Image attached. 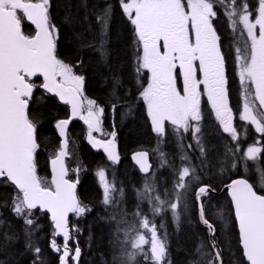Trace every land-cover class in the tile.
Instances as JSON below:
<instances>
[{
  "label": "snow or ice",
  "instance_id": "6c2138e0",
  "mask_svg": "<svg viewBox=\"0 0 264 264\" xmlns=\"http://www.w3.org/2000/svg\"><path fill=\"white\" fill-rule=\"evenodd\" d=\"M122 15L130 23L133 45V82L135 99L142 102L151 129L157 137L154 149L160 156V167H172L162 145L168 130L183 141L191 133L193 143L184 145L198 151L199 164H194L187 151H182L179 168L173 167L172 187H158V177L149 163L147 151L135 152L132 159L144 176L137 188L136 210L128 219L123 208L125 191L115 180H109L100 167L96 176L102 186V199L107 217L116 224L112 241V264H172L167 237L158 233V226L149 218L171 211L179 227L187 194L194 182L201 181L198 169L211 168L205 148L201 122L202 97H207L215 120L223 133L234 142L225 146L224 160L218 165L221 173L226 166L236 169L248 161L264 158L261 140L241 149L240 133L234 127V110L230 105L227 56L224 37L217 22L224 18L235 40L234 63L242 97L239 120L253 126L264 139V0H118ZM52 0H0V187L12 189L10 199H0V209H8L21 221L19 230L10 221L0 218V264L9 260L13 245L23 241L24 253L31 254L29 264H48L37 243L41 228L39 215L51 221L48 247L57 254L58 264H80L81 229L70 222V214L80 218L92 211L77 194L79 178L69 173L84 171L82 166L69 167V124L79 118L87 125V139L94 148H102L109 161L120 159L116 150V132L112 139H97L93 132L102 131L104 107L85 95L87 77L83 58L73 61L58 51L60 28L53 22ZM113 6L106 3L91 15L79 18L65 16L70 26L79 24L73 41L79 54L90 50L98 56L97 65L111 74V108L118 107V90L122 78L111 65L109 29ZM25 25L34 26L31 34ZM88 35H85V34ZM50 98L69 106L65 118L55 119L53 127L60 139L50 159V179L38 171L41 148V127L47 115L40 106ZM36 105V107H33ZM129 113L131 107H129ZM86 113V114H85ZM242 153L241 155H237ZM225 187L230 196L237 228L240 256L236 264H264V167H255L253 179H232ZM216 191L211 184L199 183L194 192L200 222L206 226L209 240L195 250L190 264H224L223 249L216 239V227L206 217L205 198ZM147 205V212L141 205ZM218 215L224 218L223 212ZM3 212L0 211V217ZM163 227V225H160ZM59 238V240H58ZM23 253H21L22 255Z\"/></svg>",
  "mask_w": 264,
  "mask_h": 264
},
{
  "label": "trees",
  "instance_id": "16d2710c",
  "mask_svg": "<svg viewBox=\"0 0 264 264\" xmlns=\"http://www.w3.org/2000/svg\"><path fill=\"white\" fill-rule=\"evenodd\" d=\"M254 2V0H252ZM106 3L113 6L112 19L109 29V47L112 52L111 65L122 78L123 86L118 90L117 95L124 97L118 101V107L113 110L111 102L112 97L111 74L106 67L97 65L98 56L90 50H84L79 54L76 51V43L73 41L74 32L81 31L79 24L69 25L65 22V16L69 13L82 18L86 13L92 21L91 31L96 30L95 19L91 15L94 11L102 10ZM53 22L60 28V39L58 40V51L62 57H67L75 61L78 56L85 62L84 74L87 77L85 84V95L97 100L98 104L105 109L102 116L101 135L104 139L112 138L107 135L115 131L116 150L120 156L117 163L109 161L104 151L94 149L87 139V126L82 120H78L70 128L69 150L72 153L68 159L69 167L75 168L82 166L84 171L79 173H69V178L76 180L77 194L80 199L88 204L92 211L83 217L72 216L70 222L76 224L81 232L79 233V244L82 249L80 264H112V241L115 239L116 224L100 217H107L104 205L100 203L102 199V186L96 176V170L103 167L109 180H115L118 187L123 186L125 191L123 208L132 219L131 213L136 210L137 188H141L144 183V176L136 169L131 161V156L138 151H147L150 154L153 164V170L156 172L158 187H172L173 167L179 168L181 161L179 156L182 151H187L193 159L194 164H199L197 159L198 151L181 148V143L187 145L193 143L191 133L185 134L184 140L178 141L177 137L168 130L165 137L163 150L167 153V159L172 167H160V156L154 149L157 146V137L151 129L150 121L146 115V109L142 102L135 99L136 87L133 82V45L131 25L126 17L122 15V10L118 0H52L50 9ZM217 27L224 37V51L227 56L229 93L233 107L236 113V124L240 133L241 149H246L248 145L257 140H261L264 146V139L258 135L251 125L239 120V111L242 97L240 95V86L236 76V67L234 63L235 40L231 30L227 27L223 17L217 22ZM31 26L25 25V31L29 34L33 32ZM85 35H88L87 33ZM33 107H36L34 105ZM129 107L131 112L129 113ZM40 110L47 115L41 127V148L38 153V171L43 177L50 179V159L59 147L60 138L53 127V122L58 118H65L69 113V107L62 105L55 99L50 98L40 106ZM204 119L201 122L204 133L205 148L208 153V159L211 162V168L198 169L201 181L194 182L192 189L187 194L185 204L178 208L181 212L179 227L174 222L170 210L161 213L158 216L149 218L154 220L158 226L159 235L167 237L168 253L172 264H190L195 258L196 248L203 242L207 244L209 240L207 228L202 226L199 219L198 203L195 200L194 192L199 183L211 184L216 189V194L211 195L204 200L206 217L216 227V239L218 245L223 249L224 264H236L240 250L237 245V228L232 212L230 199L227 193H222L225 185L232 179L246 177L253 179L255 176V167H264V158L257 162L248 161V171L244 164H238L236 169L226 166L221 173L218 165L224 160L225 146L232 147L234 142L228 134L223 133L215 117L203 108ZM238 153L237 155H241ZM12 189L9 187H0V199H10ZM141 207L147 212V205ZM3 216L0 217L10 221L14 228L19 230L21 221L16 220L8 209H0ZM223 212L224 218L218 215ZM38 223L41 225L37 233V243L43 249V254L48 264H58L57 257L48 247L51 233V221L47 215H39ZM163 225V227H160ZM21 253H23L21 255ZM15 258L14 264H29L31 260L30 253H24L23 241L13 245V251L9 254V260ZM143 264V262H141Z\"/></svg>",
  "mask_w": 264,
  "mask_h": 264
},
{
  "label": "water",
  "instance_id": "95a60500",
  "mask_svg": "<svg viewBox=\"0 0 264 264\" xmlns=\"http://www.w3.org/2000/svg\"><path fill=\"white\" fill-rule=\"evenodd\" d=\"M33 29H34V26H31ZM62 105H64L63 103H61ZM68 106V105H67ZM69 107V106H68ZM79 120V118H75V119H73L72 121H71V123L69 124V128H68V132L70 131V128H71V126L73 125V123H75L76 121H78ZM56 132H57V130H56ZM57 134H58V132H57ZM59 136V135H58ZM60 138V137H59ZM61 139V138H60ZM133 156V155H132ZM132 156H131V161H132V163H133V165L136 167V169L139 171V166L138 165H136V163H135V161L132 159ZM149 163L152 165V170H153V164H152V161H151V157H150V154H149ZM140 172V171H139ZM50 173H51V168H50ZM140 174L142 175V176H145V174H143V173H141L140 172ZM223 192H226L227 194H228V190H227V188L225 187L224 188V190H223ZM216 194V192L214 191V192H212V193H210V195H209V197L211 196V195H215ZM229 196V195H228ZM209 197H207V198H209ZM229 198H230V196H229ZM206 199V198H205ZM231 199V198H230ZM198 203V202H197ZM72 216L73 215H71L70 214V219L72 218ZM202 226L203 227H205L206 228V226L205 225H203L202 224ZM58 240H59V238H58ZM56 257H57V254L56 253H53ZM81 260V259H80Z\"/></svg>",
  "mask_w": 264,
  "mask_h": 264
},
{
  "label": "rangeland",
  "instance_id": "374dc122",
  "mask_svg": "<svg viewBox=\"0 0 264 264\" xmlns=\"http://www.w3.org/2000/svg\"><path fill=\"white\" fill-rule=\"evenodd\" d=\"M203 100H206L207 101V97L206 96H203L202 97V102H203ZM241 109H242V101H241V107H240ZM240 109V110H241ZM202 113H203V111H202ZM86 114V113H85ZM233 124H234V127H235V121H233ZM86 125V124H85ZM87 126V125H86ZM253 127V126H252ZM93 136H95L97 139H102L103 140V137H102V135H101V131L100 132H93ZM104 139H112V138H107L106 136L104 137ZM90 143V142H89ZM90 145L92 146V144L90 143ZM93 147V146H92ZM94 148V147H93ZM94 149H96V150H101V151H103V149L102 148H94ZM105 153V152H104ZM106 154V153H105ZM107 155V154H106Z\"/></svg>",
  "mask_w": 264,
  "mask_h": 264
},
{
  "label": "flooded vegetation",
  "instance_id": "af4514ba",
  "mask_svg": "<svg viewBox=\"0 0 264 264\" xmlns=\"http://www.w3.org/2000/svg\"><path fill=\"white\" fill-rule=\"evenodd\" d=\"M201 103H202V110H203L204 106H206V109L214 116V113H212L210 105L208 104V102L206 100H203V102H201ZM230 105L233 107V103H232L231 99H230ZM233 110H234V121H235V124H236V113H235L234 107H233ZM257 134L260 135L259 133H257Z\"/></svg>",
  "mask_w": 264,
  "mask_h": 264
},
{
  "label": "bare ground",
  "instance_id": "6f19581e",
  "mask_svg": "<svg viewBox=\"0 0 264 264\" xmlns=\"http://www.w3.org/2000/svg\"><path fill=\"white\" fill-rule=\"evenodd\" d=\"M222 193H226V192H222ZM228 195V194H227ZM229 197V196H228ZM230 199V198H229Z\"/></svg>",
  "mask_w": 264,
  "mask_h": 264
}]
</instances>
